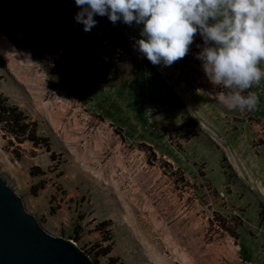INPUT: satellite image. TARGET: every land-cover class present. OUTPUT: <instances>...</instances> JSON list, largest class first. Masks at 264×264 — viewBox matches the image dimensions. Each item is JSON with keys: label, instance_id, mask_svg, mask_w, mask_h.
Instances as JSON below:
<instances>
[{"label": "rangeland", "instance_id": "obj_1", "mask_svg": "<svg viewBox=\"0 0 264 264\" xmlns=\"http://www.w3.org/2000/svg\"><path fill=\"white\" fill-rule=\"evenodd\" d=\"M79 11L73 1L0 32V95L57 155L17 143L0 123L7 184L48 233L98 264H264V79L251 89L256 110L229 111L196 59L199 35L185 58L153 66L135 45L143 25L121 20L135 63L114 80L69 85L49 65L48 34Z\"/></svg>", "mask_w": 264, "mask_h": 264}, {"label": "clouds", "instance_id": "obj_2", "mask_svg": "<svg viewBox=\"0 0 264 264\" xmlns=\"http://www.w3.org/2000/svg\"><path fill=\"white\" fill-rule=\"evenodd\" d=\"M75 21L90 32L95 16L114 25H143L138 51L153 65L170 67L189 53L199 35L196 59L229 111L252 112L260 98L251 89L264 79V0H74Z\"/></svg>", "mask_w": 264, "mask_h": 264}, {"label": "water", "instance_id": "obj_3", "mask_svg": "<svg viewBox=\"0 0 264 264\" xmlns=\"http://www.w3.org/2000/svg\"><path fill=\"white\" fill-rule=\"evenodd\" d=\"M71 0H0V32L13 35L10 19L35 22ZM105 28L111 22L103 19ZM98 48V47H97ZM91 50V52L97 53ZM108 82V81H105ZM76 81L69 83L76 84ZM0 264H98L74 241L48 233L0 174Z\"/></svg>", "mask_w": 264, "mask_h": 264}, {"label": "flooded vegetation", "instance_id": "obj_4", "mask_svg": "<svg viewBox=\"0 0 264 264\" xmlns=\"http://www.w3.org/2000/svg\"><path fill=\"white\" fill-rule=\"evenodd\" d=\"M104 17L95 16L99 23L87 33L82 24L66 21L65 25L48 34L51 46L47 56L49 65L67 84L73 81H111L135 63L132 51L116 26L111 23L109 28L104 27ZM96 48L98 54L91 52Z\"/></svg>", "mask_w": 264, "mask_h": 264}, {"label": "trees", "instance_id": "obj_5", "mask_svg": "<svg viewBox=\"0 0 264 264\" xmlns=\"http://www.w3.org/2000/svg\"><path fill=\"white\" fill-rule=\"evenodd\" d=\"M148 67L152 72V78L155 83L159 85L158 77L153 67L149 64ZM7 98L2 97L0 95V123L4 131L9 134L13 139L16 140L17 143L21 144L25 141H30L35 147H44L47 152H50V158L52 161H56L57 155L54 151L51 150V146L49 140L46 137H42L38 134L37 123L34 121H30L28 117L15 105L7 104ZM44 174V171L40 169V167L34 166L31 170L32 176H40ZM44 189V185L42 182L34 185L31 189V194L36 196L39 190ZM109 226V221H103L97 225V228L100 230L105 229ZM98 256L105 257L111 252V248L109 246L104 249H98ZM97 262V260L94 258ZM98 263V262H97ZM106 264H123L116 257H109Z\"/></svg>", "mask_w": 264, "mask_h": 264}, {"label": "bare ground", "instance_id": "obj_6", "mask_svg": "<svg viewBox=\"0 0 264 264\" xmlns=\"http://www.w3.org/2000/svg\"><path fill=\"white\" fill-rule=\"evenodd\" d=\"M9 49V48H8ZM10 50V49H9Z\"/></svg>", "mask_w": 264, "mask_h": 264}]
</instances>
